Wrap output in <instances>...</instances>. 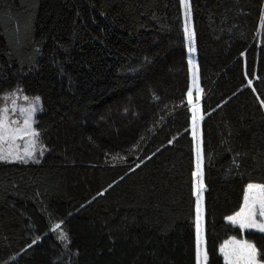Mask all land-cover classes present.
Wrapping results in <instances>:
<instances>
[{"label":"trees","instance_id":"obj_1","mask_svg":"<svg viewBox=\"0 0 264 264\" xmlns=\"http://www.w3.org/2000/svg\"><path fill=\"white\" fill-rule=\"evenodd\" d=\"M68 2L74 22L45 35L42 0H0V104L39 96L46 147L0 162V264H195L189 58L209 264L232 235L264 253V234L225 220L264 183V0H190L191 42L180 0ZM87 51L101 78L51 90L45 74Z\"/></svg>","mask_w":264,"mask_h":264},{"label":"snow or ice","instance_id":"obj_2","mask_svg":"<svg viewBox=\"0 0 264 264\" xmlns=\"http://www.w3.org/2000/svg\"><path fill=\"white\" fill-rule=\"evenodd\" d=\"M180 3L184 10L183 31L191 42L194 40L195 32L191 25L190 2L189 0H180ZM260 27L264 28V15L260 18ZM193 88L197 92L202 91L194 64L192 65V88H189L187 92L189 102ZM24 99L29 101L30 98L25 96ZM38 110H40L39 96L32 97L27 106H17L13 100L11 112L17 114L16 118L10 115L8 107L0 108V162L23 164H27L29 161L39 162V157L44 155L46 147L42 142L40 130L34 127L36 123L34 117ZM190 110L191 130L195 145V170L191 173L192 191L195 196L194 261L195 264H209L210 249L205 235L203 207V193L206 188L203 171L204 156L199 132L203 117L198 114L199 110L196 104L190 103ZM225 219L233 226H238L241 233L246 230L264 233V183L249 182L243 193V202L239 210L226 216ZM60 223L55 225L57 229L60 228ZM61 236L66 238V234L62 233ZM219 254L223 258V264H264V253L258 249L257 245L247 238L238 239L236 235L230 236L219 245Z\"/></svg>","mask_w":264,"mask_h":264},{"label":"rangeland","instance_id":"obj_3","mask_svg":"<svg viewBox=\"0 0 264 264\" xmlns=\"http://www.w3.org/2000/svg\"><path fill=\"white\" fill-rule=\"evenodd\" d=\"M190 2V0H189ZM42 7L44 10L48 11L51 15V23H48L44 29V34L47 35L50 30L53 28V25H60L61 27L69 28V26L74 22L75 15L71 9L70 2L68 0H42ZM182 7V14H183V6ZM184 21V17H183ZM190 42V41H189ZM191 44V43H190ZM190 62V58H189ZM194 63H189L190 66V88H192V69L191 66ZM46 81L50 89L53 91H60L64 90L66 88L67 84H70L71 81H77L79 84V88L82 89L84 86L88 85L91 82H95L101 78V74L98 71L97 67L95 66V63L93 61V54L90 51L84 52L82 55H80L77 58V61L75 64L70 68H64L60 69L56 72H49L45 74ZM196 89H192L194 91ZM197 100L193 102L190 101L191 104H196L198 107V114L200 113V107H199V99H200V92H197ZM25 96L21 95L20 93H14L10 96H7L3 102L0 104V108L8 107L10 110V115H12L13 118H16L17 114H14L11 112L13 100L15 101L17 106H27V104L30 102L25 101ZM189 99V98H188ZM41 104H40V110H38L35 114L36 115L41 112ZM34 117V119H35ZM192 131V130H191ZM199 132L201 135V122H200V128ZM193 138V137H192ZM195 146V145H194ZM226 220V219H225ZM227 221V220H226ZM230 223L229 221H227ZM205 227V225H204ZM247 231V230H246ZM250 232H255L254 230H251ZM264 234V233H262ZM206 235V233H205ZM242 238V237H241ZM228 239V238H227ZM240 239V238H238ZM223 243V242H222ZM222 257V256H221ZM223 259V258H222Z\"/></svg>","mask_w":264,"mask_h":264}]
</instances>
